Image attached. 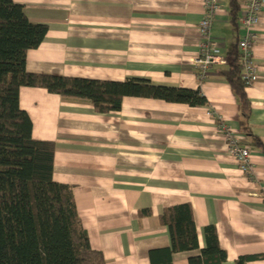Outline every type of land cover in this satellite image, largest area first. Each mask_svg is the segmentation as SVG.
<instances>
[{"label":"crops","instance_id":"obj_1","mask_svg":"<svg viewBox=\"0 0 264 264\" xmlns=\"http://www.w3.org/2000/svg\"><path fill=\"white\" fill-rule=\"evenodd\" d=\"M238 1L241 9L246 0ZM14 2L31 23L48 27L41 46L28 52L27 72L146 79L199 90L209 102L191 107L126 97L120 111L101 114L89 101L21 88L20 107L33 122V138L55 142L54 180L72 188L93 249L108 264L167 261L171 238L160 216L188 203L199 249L172 254L173 264H190L201 255L208 226H215L227 253L222 264H236L241 256L256 257L247 264H264V153L252 143V137L264 142V9L254 48L259 79L246 86L252 105L248 136L239 100L222 75L228 65H213L202 78L194 63L202 41V0ZM219 2L211 38L229 64L242 32L232 23L231 0ZM219 124L251 149L250 173L229 153Z\"/></svg>","mask_w":264,"mask_h":264},{"label":"trees","instance_id":"obj_2","mask_svg":"<svg viewBox=\"0 0 264 264\" xmlns=\"http://www.w3.org/2000/svg\"><path fill=\"white\" fill-rule=\"evenodd\" d=\"M231 19L238 26L240 4L231 0ZM48 33L33 24L24 7L0 0V264H108L93 249L78 213L72 188L54 180L56 144L33 138V122L20 107L22 87L42 88L65 100L92 103L96 112L116 113L124 98L142 97L201 107L209 104L199 90L156 85L146 79L124 82L34 74L26 70L28 52L38 49ZM222 75L240 103L241 128L248 136L252 105L242 77V55L237 48ZM264 153V142L252 137ZM142 215L150 214L143 210ZM170 232L174 253L199 249L192 206L166 208L160 216ZM206 247L190 264H222L227 253L220 247L215 226L206 228ZM154 264H173L172 258ZM254 256H241L247 264Z\"/></svg>","mask_w":264,"mask_h":264},{"label":"built area","instance_id":"obj_3","mask_svg":"<svg viewBox=\"0 0 264 264\" xmlns=\"http://www.w3.org/2000/svg\"><path fill=\"white\" fill-rule=\"evenodd\" d=\"M202 2L204 16L199 24L202 41L194 63L200 76L204 78L211 66L227 65L228 61L222 56L221 51L212 44L211 38V29L216 14L221 9V4L219 0H202ZM242 5L240 9L242 14L238 23L242 37L237 47L242 55V77L246 86L249 87L259 79V67L255 60L254 48L258 40V27L262 19L264 0H246ZM219 125L226 135L229 153L237 160L242 172L250 173L254 168L251 149L246 145H241L236 135L225 125Z\"/></svg>","mask_w":264,"mask_h":264},{"label":"clouds","instance_id":"obj_4","mask_svg":"<svg viewBox=\"0 0 264 264\" xmlns=\"http://www.w3.org/2000/svg\"><path fill=\"white\" fill-rule=\"evenodd\" d=\"M228 65V64H227ZM227 65H224V66H227Z\"/></svg>","mask_w":264,"mask_h":264}]
</instances>
